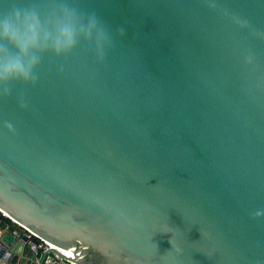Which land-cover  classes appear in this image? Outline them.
Masks as SVG:
<instances>
[{
  "label": "water",
  "instance_id": "95a60500",
  "mask_svg": "<svg viewBox=\"0 0 264 264\" xmlns=\"http://www.w3.org/2000/svg\"><path fill=\"white\" fill-rule=\"evenodd\" d=\"M74 2L113 47L0 99V213L54 245L7 225L0 264H264V0Z\"/></svg>",
  "mask_w": 264,
  "mask_h": 264
},
{
  "label": "clouds",
  "instance_id": "9594fccd",
  "mask_svg": "<svg viewBox=\"0 0 264 264\" xmlns=\"http://www.w3.org/2000/svg\"><path fill=\"white\" fill-rule=\"evenodd\" d=\"M123 37L124 28L117 29ZM113 47L110 28L95 11L79 8L74 0H34L27 4L11 3L0 12V99L12 96L15 85L35 86L45 55L66 58L77 49L91 50L103 63ZM62 70V67H61ZM19 107H27L24 92ZM9 132L14 126L6 122ZM264 217L257 210L253 218Z\"/></svg>",
  "mask_w": 264,
  "mask_h": 264
},
{
  "label": "built area",
  "instance_id": "2783aa9c",
  "mask_svg": "<svg viewBox=\"0 0 264 264\" xmlns=\"http://www.w3.org/2000/svg\"><path fill=\"white\" fill-rule=\"evenodd\" d=\"M2 215L6 216L5 214L1 213ZM0 223H1V218H0ZM18 227H20L23 231L24 234L28 236V243L29 245L35 250V251H46L50 247H54L53 244H51L49 241L38 237L33 231H31L29 228L22 226L20 224L15 223ZM5 227L0 226V238L4 235L5 233ZM35 237L38 238L39 240H35ZM70 257H74L73 255H70ZM63 259L58 257L57 254L55 253H48L46 257L44 258V261L42 264H59L62 263ZM77 264L73 260H69L67 264Z\"/></svg>",
  "mask_w": 264,
  "mask_h": 264
},
{
  "label": "trees",
  "instance_id": "16d2710c",
  "mask_svg": "<svg viewBox=\"0 0 264 264\" xmlns=\"http://www.w3.org/2000/svg\"><path fill=\"white\" fill-rule=\"evenodd\" d=\"M0 218H1V222L4 226L6 225H14L17 226L11 219H9L7 216H4L0 213ZM18 227V226H17ZM35 240H39L38 238L35 237Z\"/></svg>",
  "mask_w": 264,
  "mask_h": 264
},
{
  "label": "crops",
  "instance_id": "0c3cea01",
  "mask_svg": "<svg viewBox=\"0 0 264 264\" xmlns=\"http://www.w3.org/2000/svg\"><path fill=\"white\" fill-rule=\"evenodd\" d=\"M2 227H7V225L6 226H2ZM22 234H24V231L20 228V227H17V226H15ZM29 244V243H28ZM35 251V250H34ZM35 252H37L38 253V255H39V258H38V261H39V259L44 255V253H45V251H35ZM69 260H63V262L62 263H59V264H67V262H68ZM69 264V263H68Z\"/></svg>",
  "mask_w": 264,
  "mask_h": 264
},
{
  "label": "bare ground",
  "instance_id": "6f19581e",
  "mask_svg": "<svg viewBox=\"0 0 264 264\" xmlns=\"http://www.w3.org/2000/svg\"><path fill=\"white\" fill-rule=\"evenodd\" d=\"M63 252L65 253V254H67V255H71L70 253H68L67 251H65V250H63Z\"/></svg>",
  "mask_w": 264,
  "mask_h": 264
}]
</instances>
